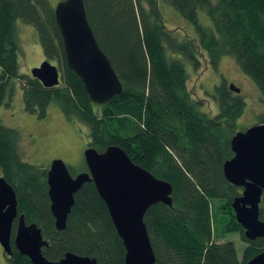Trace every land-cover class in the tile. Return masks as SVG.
<instances>
[{
	"label": "trees",
	"instance_id": "trees-1",
	"mask_svg": "<svg viewBox=\"0 0 264 264\" xmlns=\"http://www.w3.org/2000/svg\"><path fill=\"white\" fill-rule=\"evenodd\" d=\"M164 1L194 26L196 39L177 40L164 25L158 0H83L95 40L122 86L120 94L99 106L66 65L49 1L0 0V105L19 82L27 113L43 117L56 105L67 120L87 128V147L97 153L119 147L133 164L171 185L172 205L155 204L144 215L153 264H247L264 251V237L245 239L232 208L242 188L231 185L222 172L224 162L233 157L230 141L245 102L222 80L212 96L218 113L203 112V101L194 100L187 90L184 64L174 57L179 54L199 68L204 53L214 70L222 58L232 57L257 86L264 104V0ZM200 12L211 27L200 23ZM17 20L35 29L44 59L59 71L57 86L45 87L31 75H19ZM263 123L264 114L258 124ZM16 140V131L0 122V174L14 190L25 224L39 228L47 241L43 256L58 262L72 253L99 264H124L122 240L94 184L86 182L76 192L66 227L57 231L47 169L20 160ZM259 220L264 222V190ZM217 227L221 236L236 234L245 244L240 259L233 242H217ZM11 248V264H31L13 239Z\"/></svg>",
	"mask_w": 264,
	"mask_h": 264
},
{
	"label": "water",
	"instance_id": "water-1",
	"mask_svg": "<svg viewBox=\"0 0 264 264\" xmlns=\"http://www.w3.org/2000/svg\"><path fill=\"white\" fill-rule=\"evenodd\" d=\"M54 17L63 43L66 65L83 84L90 100L103 105L122 91L111 64L99 48L88 24L83 0H63L54 7ZM31 76L45 87L60 82L56 66L45 60L34 68ZM229 90L240 93L233 84ZM233 157L224 162L222 172L233 186L242 188L240 197L232 203L235 218L249 241L264 237V222L259 220V204L264 190V123L237 132L230 141ZM87 172L70 175L61 160H54L46 174L50 212L58 231L66 227L74 205V195L86 182H92L105 203L111 222L125 250L124 264H153L155 255L150 244L144 215L153 205H172V187L143 168L133 164L125 152L111 146L103 153L88 147L84 151ZM17 216V198L13 188L0 177V246L12 255L11 241L20 255L31 264H99L95 259L66 253L58 262L47 260L42 248L48 244L41 230L26 225L20 216L12 236L13 220ZM247 264H264V251Z\"/></svg>",
	"mask_w": 264,
	"mask_h": 264
},
{
	"label": "rangeland",
	"instance_id": "rangeland-1",
	"mask_svg": "<svg viewBox=\"0 0 264 264\" xmlns=\"http://www.w3.org/2000/svg\"><path fill=\"white\" fill-rule=\"evenodd\" d=\"M48 1L54 8L63 0ZM158 7L165 27L174 32L177 40L196 39L194 26L183 19L172 6L164 0H158ZM199 21L204 26H212V22L203 12L199 13ZM15 34L18 46V73L29 76L34 68H38L45 61L39 39L35 29L20 20L15 22ZM168 55L172 56L170 52ZM202 55L198 58L199 68H194L179 54L172 56L184 64L188 76L186 87L191 97L203 101V112L216 115L218 106L212 96L215 87L224 80L227 87L233 84L240 90L239 94L232 93L242 97L245 102V110L236 121L237 132L257 125L264 114V104L257 86L241 72L232 57L222 58L218 69L214 70L209 66L205 54ZM0 122L6 128L16 131L15 151L23 162L48 169L52 161L61 160L73 176L84 171L83 155L89 142L87 128L67 120L56 105H50L43 117L27 113L24 110L23 91L19 82L13 83L12 97H7L5 103L0 105ZM12 228V232H15L16 227ZM216 233L219 235L217 242L230 241L235 244L240 259L245 244L239 236L230 233L221 236V227L216 228ZM2 252L0 248V254ZM0 264L8 263L0 259Z\"/></svg>",
	"mask_w": 264,
	"mask_h": 264
},
{
	"label": "flooded vegetation",
	"instance_id": "flooded-vegetation-1",
	"mask_svg": "<svg viewBox=\"0 0 264 264\" xmlns=\"http://www.w3.org/2000/svg\"><path fill=\"white\" fill-rule=\"evenodd\" d=\"M0 177H3L1 174H0ZM16 195V194H15ZM17 207H18V203H17ZM20 216H23L24 217V215H22V214H18V209H17V216H16V218L13 220V225H12V227H17V225H18V220H19V217ZM25 222V221H24ZM13 229V228H12ZM14 233L15 232H12V236L14 235ZM13 239V238H12ZM0 248H1V246H0ZM2 249V248H1ZM0 259H1V261H5L6 263H8V264H11V259H12V255L11 256H9V255H6V254H4L3 252L0 254Z\"/></svg>",
	"mask_w": 264,
	"mask_h": 264
}]
</instances>
